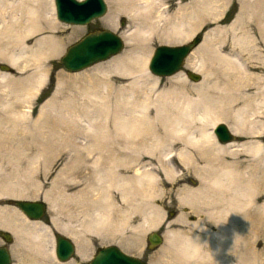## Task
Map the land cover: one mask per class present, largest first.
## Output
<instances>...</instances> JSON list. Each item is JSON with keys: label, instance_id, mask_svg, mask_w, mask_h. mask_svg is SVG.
Here are the masks:
<instances>
[{"label": "bare ground", "instance_id": "bare-ground-1", "mask_svg": "<svg viewBox=\"0 0 264 264\" xmlns=\"http://www.w3.org/2000/svg\"><path fill=\"white\" fill-rule=\"evenodd\" d=\"M162 2H163L162 0H131V1L112 0L111 3H112V5H114L113 12L109 18H105L106 20L104 19L105 25L107 27H109L111 29H115L116 28V20H117L118 16L121 14H125L126 16H128V18L131 21L136 23V26L134 27L133 30H130V31L127 30L121 34V36L124 39V43H126L127 49L123 54H121V55L119 54L120 56L117 55V56L111 57L110 58L111 60L110 59L104 60L103 62L99 63L95 68H93L92 71L90 70L91 72H89L88 74L77 78L78 82H80V83L84 82L83 84H85V88H83L84 85H82V90L84 89V91L82 92L83 93L82 95L80 94L81 95L79 98L80 101H78V103H76V105L79 106L78 108L82 109V112L78 113V112H74L73 110L65 111L66 114L64 115V118L67 120V122L72 121V123H75L74 120L82 121L83 115L84 116H90L91 114L96 113V116L92 117L89 120V123L87 124V126H88L87 128H81L80 132H79V128L78 129L76 128V130H75V133L77 131V133L79 132L78 134L80 136H82V138H81L82 141H80V144H82L81 147L83 149H85L86 154H84L82 157V160H84L83 158H86L87 155H90L91 151L95 148L94 146H96V144H97L96 142L98 139L96 136L99 133V132H97L99 130L94 129L93 127H94L95 122L99 118V116H101L103 114L102 112H107L106 108H108L111 105L110 103L112 101L114 103L113 106L111 105L112 107H115L118 105H120V107H121V105H122V108H119V106H118L116 108L109 109V110H111V115L114 118L113 123H112V125H114V129H113L114 130L113 134L115 137L114 139L117 138L116 140L113 141L112 144L116 145L115 147L119 151L122 150V153H121L122 155H119L120 157L119 156H117V157H119V158L122 157L121 163H123L125 168L127 167L126 169H128V168L131 169V171L133 173V174H127V175L125 174L124 176H116L117 175L116 174L117 172H116L115 177L112 178L113 174L111 176H109L110 174L108 176L107 175L104 176L105 174L98 172V173H96L97 177L92 178V179H94V178L96 179L97 188H94L91 186H87L85 188H79L82 185V181H85L87 184V183H89L91 177H77V176H72V175L68 176L67 175V176H59L55 179V181H53L54 182V188L56 189V191H54V192L57 193V195H55V196L56 197L58 196V200H59L58 203H59L60 208L62 206V205H60V203H61L63 205H66V207H67V205L73 206V208L75 210L74 214L71 213L73 215H69L73 218V221H72V219H70V220L68 219L69 221L66 224L60 225L61 227H59V224H57V227L64 234L67 233L69 236H71L73 238V240L75 239L78 241H82L80 243H83L84 241H85L84 243L88 242L89 239L86 237L87 234H92V235L94 234V235L98 236L102 242H106V241L111 242L114 239L113 236L110 237V233H112L111 231L114 230L113 227L115 225L119 224L118 225L120 227L119 229H121V228H122L121 230L125 229L126 227L125 228H123V227L125 226V224H128V221L130 220L129 219V217H130L129 212L131 209L136 210L138 213V216L140 218V223L137 226H132L134 229L137 228L138 231L139 230L142 231L143 229H145V232H146V229L148 231L149 228H152V226L154 225L153 218L154 219L157 218L160 220L164 217L161 213L163 210L160 212L159 209L155 208L154 205H152V203H151L153 198L157 195L156 191H158L161 188V187H159V182H157L158 181V174H160V173L152 167L145 168V166H140L138 164V161L142 157V155H147L148 157L152 158V160H156L157 162L159 161L162 164L161 165L162 166L161 171L164 174L165 179L174 180L173 178L175 177L174 173L176 174V170L174 168L166 165V163L163 162L162 157H165V159L171 158L173 153H175V149L173 148V146L179 142L184 144L182 146L184 148H181L179 150V153H178V160L180 159V163L182 162L184 164V166L185 165L187 167L189 166L193 171L192 174L194 175V173H195V175H197V177H198L197 180L200 179L201 183H202V181H204V179L205 180L207 178L209 179L208 176H210L211 179H209L210 180L209 182H212L213 186L216 187V189H217L216 192L218 191L221 193V196H218L219 194H217V193H216L217 196H212L211 195L212 193H208L209 191L205 192V190L209 187L208 185H207L208 186L207 188L205 187L206 189L202 188L203 185L204 186L206 185L203 183H202L203 184L202 186L200 184L197 188L185 185V187H183L182 190L179 191L180 193H179L178 198H179L180 202H182V203L183 202H186V203L187 202H189V203L195 202L196 203L198 201L204 202V204H205L204 209H206L205 215L206 214L212 215L214 217V220H212L211 224L218 226V229L221 230V233L223 232L225 234H227L226 230L229 226L233 227L234 225H237V223L246 222V217L248 218L247 223L251 224V221L249 218L250 215H252L251 213H254L255 211L259 210V208L261 209L262 207L264 209V204L261 206H257L254 203V202H257V200L261 196H257L254 194L255 198H254V200H252L253 197L251 195L253 193L252 194L250 193V192H253V191H251L252 188H254L253 190L255 192H257L256 190H258V192L260 191V193L262 191H264V163H263L264 162L263 161V159H264V147L261 144V142L260 143L257 142L258 144H256V145L254 144V146H253V144H250V142H249V144H248V142L247 143H240V144L234 143V142H237V140L233 141V142L225 143V144H222V143L218 144L217 142L215 143V141H218L217 137H215V135L212 133V129L219 122L220 119H222L224 117H227V118L229 117V115H227V113H229V112L231 115L229 118L232 119V123H229V124H230V128L233 130L234 134H236V135L237 134H244V136H245V134L250 133V132L253 133V131H255L253 128L257 125L256 124L257 122L255 123V121L254 122L250 121V116H252V114H250V112L252 113V107H251V109L249 108V106H251V105H249L246 100H245L246 102H244L243 106L238 108L239 110L233 109V110H228V112H227V111H225V109H223V108H225L224 102H226L228 104L231 103L230 106L232 107L234 102H236L237 100H239V98H241L240 96H238V97L235 96L236 98L232 96L233 91L235 89L237 90L236 85L238 84L239 81L237 80L236 83H235V81H230V79L232 77L231 75H233L234 77L238 76L237 79H239V77L242 74V73L240 75L237 74L238 67L240 68L243 66V64L241 63L242 61L240 62V60H239L240 57L237 56V58H235V56L231 57L232 55L229 56V55H225V54H223L224 56L222 54L220 56L219 55L217 56L218 57L217 60L218 61L221 60L224 63L222 68L225 70L224 71L222 70V71L224 73V79L225 78L226 79L224 82H222L223 85H225V83L227 84V83L231 82L230 86H227V85H229V84H227L226 87L220 88L221 94H222L221 99L223 98L221 102L219 100V102H217L215 104L212 100L207 99V96H206L207 89H208L210 83L212 82V81L210 82V80H213L214 75L216 73L213 74V71L210 72L211 70L209 71L208 68H205L206 67L205 63L207 64L208 61H205V58H204L205 52L204 51L202 52V49H201V57L197 60V62L191 61V62H189L188 66H187L188 68H190V70H192L196 73H202V76H204V80H203V82H201V84L199 83V84L193 85L191 88V90L196 94L195 98L190 96V94H189L190 90L181 87L182 85H184V82L187 79V78H185L184 74H180V75L175 74L173 76H170L169 78L173 79V80H171L170 87L166 91L156 93L155 94L156 96L154 98H151L152 93L158 84L157 83L158 78L155 79V78L151 77L152 75L148 72L149 70H147L148 67L146 66V59L143 58L141 51L145 48V45L153 37H157L161 42H165L166 44L170 43L169 45H171V43L182 44L181 42H184L185 40L187 41V39L191 35L193 36V33H195L194 31H195L196 27H198L199 20L201 18V14H203L202 13L203 6H201L200 9H195V10L191 11V13L188 12L187 10H183L177 14L174 13V15H166V11H165V8H163L164 5L162 4ZM249 3H250V1H249ZM38 7L41 8L40 6H38ZM35 9L26 7V9L23 12L25 16L15 18V21L11 24L5 23L6 20L2 21V19H1L2 14L0 15V20H1L0 21V35H5V36H3V39H4V37L8 36L9 38H7V39L9 41H11L10 37L12 35L8 34V32H7L8 30L9 31H16L17 35L18 34L22 35L21 38L19 37L18 40L16 39L17 41H16V44H14V45H12V44L8 45L7 42H6V45L3 43L0 44V48H1L0 51L5 52L4 56H7L8 60L11 62L10 65L17 67L16 65L19 62L18 60L20 58V55H17V53H15V51L12 48L15 45L17 48H19L23 51L26 50L27 53L30 52V54H28V55L33 57V59H35V58L39 59V63H38L39 65L38 64L36 65V67H35L36 71L34 72L33 76L28 78L27 80H25V82L23 81L18 86H14L13 83L11 81H9V79L7 78L6 75L1 76L0 87H2L1 90L4 91L2 93V96L5 98L6 103L1 106L3 113L0 114V200H1V198H4V197H20V196L24 197V198H26V197H31V198L33 197L34 198L36 196V194L33 191H35V189L40 186V182L37 179L38 178L37 169H39L38 166H40L42 164L46 165L45 160H43V159H46L48 161L46 156L44 158V152L46 153L45 150L47 147L46 144H44V146L46 145L45 148H44V146H41V147H43L42 149H45L44 152L41 149V152L43 153V155L40 153H37L36 151L33 153V150H34V146L37 147V144H41V142L44 141L42 135H43V133H47V132H45L44 127H46L45 125H47V122H48L47 120H49V119H47V117L50 116V113L53 110L43 112L41 114L40 118H38L36 120L32 119L31 116H21V117L19 116L18 118H15V117L11 116L8 112L10 110V108L12 107L13 101H17V100L19 101L22 99L26 100L28 98L31 99L32 97H35L36 94H38L39 89L41 88V86L44 85L46 77H47V76H45V68H42V66H43L42 60H44L46 57L55 55L59 51V48H61V45L64 41L61 38H52L51 37L48 39H42V40L36 41L35 45L33 47H28L24 43L23 36L25 38H28V37H30L28 35L33 33V32H34V34H37V33H35V31H38L41 29V28L39 29V26L42 27L41 23L39 24L40 21L38 22V20L42 16V14H41L42 12H38L39 10L36 11ZM175 14H176V16H175ZM38 16H40V17H38ZM43 18H41V19H43ZM54 18H55V16H54V12H53L51 15L50 21L48 20L51 23L52 27L54 25H56V21ZM3 19H5V18H3ZM261 23H262V21H261ZM201 24H202V22H201ZM258 24L260 25L259 22H258ZM199 26H200V24H199ZM260 26H262V25H260ZM145 27H148L149 33H147V31H144L143 28H145ZM263 27H264V24H263ZM263 27H262V29H264ZM55 28H57V27H55ZM197 29H199V27ZM26 36H28V37H26ZM14 38H12V40ZM141 44H144V45L142 46ZM204 46H203V48L206 49V47H204ZM209 47H211V46H209ZM242 50H244V49H242ZM219 52H222V51H219ZM202 53H204V54L202 55ZM208 55L209 54H207V56ZM22 59H24V58H22ZM209 62L211 64L213 63L212 60L211 61L209 60ZM222 62H220V63H222ZM208 65H209V63H208ZM244 67H246V66H244ZM215 68H216V66H215ZM245 69L243 70V72L245 71ZM205 71H207V73ZM246 73H248V72L246 71ZM243 74L245 75V73H243ZM248 74L251 75L252 73H248ZM244 75L242 77H244ZM73 77H75V76H73ZM247 78H250V77H247ZM93 79H94V82L96 80H98L97 84L99 83L100 87L97 86L98 88H96V86L95 87L92 86L91 81H93ZM124 80H128V82L126 81L127 83L125 82V84L124 83L120 84ZM70 81H71V79H70ZM115 83H118V85H116ZM214 83L217 84L218 82H214ZM60 84H61V82H60ZM215 87H219V86L216 85ZM239 88H240V86H239ZM80 91H81V89H80ZM141 91H142L141 96L143 95V97H142L143 101L142 102H144V103L139 105V103L136 101L137 100L136 96ZM60 96H62V95H60ZM131 100L134 102L135 108L132 107L133 109H130V108L124 109L123 104L125 102L130 104ZM54 106H56V105L54 104ZM54 106H52L50 109H52ZM59 106L60 105L56 106L57 110L58 109L60 110ZM129 106H127V107H129ZM51 114H53V113H51ZM103 115L105 116V114H103ZM107 115H108V113H107ZM107 115H106V118H107ZM50 121H52V120H49V124H52ZM97 127H98V125H97ZM47 130H49V129H47ZM207 130H208V132H207ZM49 132H51V131L49 130ZM70 132L73 134L74 130H72ZM53 133H54V131H53ZM56 133H57V131H56ZM260 133H262V131ZM48 134H50V133H48ZM58 134H59V132H58ZM250 135L251 134H249L248 136H250ZM37 136H39V137H37ZM54 136H56V135H54ZM56 137L58 138V136H56ZM49 138H50V136H49ZM54 139L50 140V141H47V140L46 141L50 144V142L54 141ZM210 143H211V145H210ZM112 144H110V145H112ZM203 144H205V145H203ZM209 145H210L212 150L210 149ZM189 146L195 148L194 150H196V149L201 150V148L203 146H206V147L208 146L209 147L208 151L209 150L212 151L211 154L209 152L210 157L208 156V160H206L205 163L202 162L203 165L201 167H200V164L198 165V163L195 162V159H197V158H196V156L194 158V156L192 154L193 152H191V150L189 149ZM234 147H236L238 149V151H239V149L240 150L244 149L243 151L246 155L252 153V154L256 155V157H257V155H259L260 158L256 159L254 157L255 159L254 160L251 159L252 161L249 159H247V160L239 159L238 160L237 158H235L236 160L234 159L232 161H227V159L225 160V158L223 157L224 155H229V156L234 155V152H233L235 150ZM228 148H229V150H228ZM230 148H233V149H230ZM37 149H38V147H37ZM76 149L78 150V148H76ZM90 149H91V151H90ZM205 149H207V148H205ZM39 150H40V148H39ZM73 150H75V148H73ZM204 151H206V150H204ZM111 152L112 151L110 148V150H108V155H110ZM112 154H114V153H112ZM201 154H204V153L199 152L200 156L197 154L199 158L200 157L202 158L206 155V154H204V155H201ZM48 155H50V154H48ZM262 155H263V158H262ZM100 156H97V158L95 159L96 160L95 163H98L97 161H100V159L98 160V157H100ZM70 157H72V156H70ZM75 157H77V156H75ZM206 157L207 156H205L204 158H206ZM233 157H235V156H233ZM100 158H103V157L101 156ZM107 158L106 159L104 158V160H107ZM114 158L115 157H113V159ZM113 159H111V160H113ZM118 161H119V159H118ZM151 163L149 165H151ZM119 165L121 166L120 163H119ZM243 165L245 166L244 167L245 170L242 169ZM70 166H73V168L75 167L74 165H70ZM70 166H68L69 168L68 167L67 168L69 170L70 169L73 170V168L72 167L70 168ZM71 172H72V174H77V171L76 172L71 171ZM64 174H62V175H64ZM252 176L253 177L255 176L254 181L252 179L253 178ZM194 177H196V176H194ZM204 182H207V181H204ZM212 183H211V185H212ZM213 186H211V188H213ZM33 187H35V189L32 191L33 194L32 193H29V194L24 193L23 194L22 193L23 190L21 191V195H20V193L18 194L17 192H15L16 188H19V189L20 188H22V189L27 188V189L31 190L30 188H33ZM112 188H114L113 190L118 192L119 200L124 204V208H122L123 207L122 205H121L122 207H118V208H116L117 206L114 205L115 204L114 203L115 197L113 196ZM211 188L209 187V189H211ZM14 189H15V191H14ZM213 192H214V190H213ZM38 193H40V192H38ZM51 194H50V196H51ZM216 194H213V195H216ZM256 194H258V193H256ZM45 197L47 198L46 192H45ZM49 198L50 197H48V199ZM159 198H160V196H159ZM216 198H218L217 199L218 201H216ZM54 200L55 199H53V201ZM57 201H54V202L57 203ZM212 201H214V202H212ZM48 202H49V200H48ZM186 203H185V205H186ZM189 203H187V204H189ZM56 206H57V204H56ZM118 206H119V204H118ZM200 206H201V204H200ZM200 206H198V207H200ZM128 208H130V209H128ZM193 208H194V205H193ZM9 210L12 211V209H9ZM60 210H62V209H59L58 211H60ZM136 211H134L135 215H136ZM14 212L11 214V213H9L8 208L0 207V220H4L7 223L9 222V224H11L13 226L17 225V226L21 227V230H22L21 232L23 233V241L20 239V242L22 241V243L24 245L27 243V246L29 243L32 244L31 246L34 247V250H35V248L40 249L44 245L43 244L44 235L46 234V233L44 234L45 229H46L45 226L42 225L41 222H38V221H29L28 219L26 220V217L24 218V216H20V218H19L16 215V212L15 213ZM263 212H261V213H263ZM97 213H99V215H97ZM18 214H20V213H18ZM121 217H123V220H120ZM262 217L263 216H260V219ZM186 218H188V217H185V215L180 214L178 217V221H181V223L185 222V221L187 222ZM210 218H211V216H210ZM238 218L241 221H239ZM256 218H258V216H256ZM159 220L156 221L157 224H159L158 223ZM176 220H177V218H176ZM121 222H122V224H120ZM161 222H162V220H161ZM161 222H160V224H161ZM259 223L261 225V222H259ZM55 224H56V222H55ZM157 224H155V225L157 226ZM6 226H8V224ZM247 226H245V227L247 228ZM192 227H194L193 224H192ZM117 229H118V227H117ZM202 230H204V229H202ZM202 230H201V232H203ZM242 230H241V234L244 231V230L243 231ZM204 231H206V228ZM143 232H144V230H143ZM217 232H219V231H217ZM231 232L229 234L232 235L233 233H231ZM24 233H25V235H24ZM205 233H207V232H205ZM221 233H220L219 239L222 240V242H223L225 237H223V235ZM19 234H20V230L18 231L17 236ZM184 234H182V236L179 235L180 237H182L180 240V243L185 242V241H190V238H191L194 243H196L200 246V244H201L200 238L184 237ZM229 234H227V235H229ZM237 234H238V232H237ZM250 235L252 236V234H250ZM171 236H175V234H172ZM171 236L169 235V238H168L169 242H172ZM214 236L215 235H213L212 238H214ZM254 236H255V234H254ZM136 237H134V239ZM178 237H175V238H178ZM210 237L211 236H209V239L211 240L212 238H210ZM165 238L167 239V237H165ZM137 239H140V237ZM204 239L202 238V240H204ZM227 239L230 240L231 238L229 239V237H228L225 239V241ZM250 239H252V238H250ZM211 241H213V239ZM216 242H217V244H219L218 241H216ZM137 243L138 244H137L136 250L137 249L139 250L141 248V247H139L140 246L139 240H137ZM220 243H221V241H220ZM231 243H233V242H231ZM202 245L203 244H201V246ZM208 245H209V242H208ZM229 245H231V244H229ZM31 246H29L30 249L32 248ZM86 246H87V244H85L82 248L80 247L81 249L80 248H78L79 250L77 249L78 255L81 258H83L87 254L86 251L88 250V247L90 245L88 247H86ZM220 247H222V246H220ZM209 248H208V250H209ZM211 248H212V246H211ZM213 248H214V250H216V247H213ZM229 248H227V249H229ZM236 248L237 247H235V249ZM205 249H206V246H205ZM249 249H250V247H249ZM178 250L181 253L180 257L183 258L182 260H185L184 261L185 264H186V261H189L190 262L189 264H191V262H195L197 259H202L204 262H207L208 257H206V255L210 253V252L209 253L205 252L203 249H201V247H199V250L196 253L195 258L189 260L180 251V246H179ZM221 250H223V248ZM43 251H44V248H43ZM27 252H28V249H27ZM27 252H25V253H27ZM37 252H36V254H37ZM225 252H226V250H225ZM31 254H33V252ZM39 254L42 256V252ZM73 254H75V253H73ZM175 255H177V254H175ZM220 255H219V257H220ZM25 256H27V255H25ZM221 256H223V255H221ZM72 257H73V255H72ZM180 257L178 255V259ZM219 257L213 258V254H212V258L214 260L212 262H210V261L209 262L211 264H232L231 261H229L228 259H225L226 258L225 256H224L225 258L224 257L219 258ZM31 258L33 259L32 256H31ZM51 258H52V252H51ZM53 258H55V257H53ZM212 258L210 257V259H212ZM158 260L159 259H157L156 261L158 262ZM202 260H199V261H202ZM40 261H41V259H40ZM165 261H161V262L165 263ZM203 261H202V263H203ZM66 262H68V261H66ZM184 262H181V263L183 264ZM209 262H207V263H209ZM33 263L36 264V262H33ZM40 263L45 264L42 261ZM159 264H160V262H159ZM179 264H180V262H179Z\"/></svg>", "mask_w": 264, "mask_h": 264}, {"label": "rangeland", "instance_id": "rangeland-1", "mask_svg": "<svg viewBox=\"0 0 264 264\" xmlns=\"http://www.w3.org/2000/svg\"><path fill=\"white\" fill-rule=\"evenodd\" d=\"M125 1H131V0H125ZM162 1H163L162 4L164 5L163 8H165V11H166V15H174V13L177 14L183 10H187L188 12L191 13V11H193L195 9H200V7L203 6V8H202L203 14H201V18L199 20L200 26L198 24L199 29H197L198 27H196V29L194 31L195 33H193V36L191 35L187 39V41L185 40L186 42H189L194 36H200L201 42L187 56V58L185 59L183 69L176 73L177 75L184 74L185 78H187L184 82V85H182L181 87L190 90L189 94L191 97H193V98L196 97V94L191 90V88L193 85H196L199 83L201 84V82H203V80H204V76H202V73H199L201 75V80L196 82V81H193L192 79H190L186 75V71L190 70V68L187 67L189 62H191V61L197 62V60L201 57V49H202V52L203 51L205 52V54L202 53V55L204 54L205 55L204 56L205 61H208L207 64L205 63V65H206L205 68H208L209 71L211 70L210 72L213 71V74L216 73L214 75L215 79L213 78V80H210V82L211 81L212 82L210 83V85L207 89V94H206L207 99L212 100L215 104L217 102H219V100L221 102L223 98L221 99L222 94H221L220 88L226 87L227 84H229L227 86H230L231 82H229L227 84L225 83V85H223L222 82H224L226 79V78L224 79V73H223V71L225 69L222 68L224 63L221 60L218 61L217 56L218 55L220 56L221 54L222 55L225 54V55H229V56L232 55L231 57L235 56V58H237V56L240 57V59L239 58L238 59L240 60V62L242 61L241 63L243 64V66L240 68L238 67L239 65L237 66L238 67L237 74H239V75L241 73L242 74L239 77V79H237L238 76L234 77L233 75H231L232 77H231L230 81H235V83L237 82V80L239 81L238 84L236 85L237 90L236 89L234 91L232 90L233 94H234V95L232 94V96L233 97L240 96L241 98H239V100L234 102V104L232 103L233 104L232 107L230 106L231 103L228 104V103L224 102L225 108H223V109H225V111H227V112H228V110H233V109L237 110L239 107L243 106L244 102L247 101V103L249 105H251V106H249V108L251 109V107H252V113L250 112V114H252L253 117L250 116V121L251 122L255 121V123L257 122L256 123L257 125L253 128L255 130V131H253V133L252 132L247 133V134H245V136H244V134H237V142H234V143L240 144V143H247L248 142V144H249V142H250V144H253V146H254V144L256 145V144L261 142V144L264 147V106H263L264 105V29H262L263 24H264V0H162ZM249 1H250V3H249ZM111 2H112V0H106L107 12L104 16H102L100 18L93 19L91 22H89L86 25H70V24H65L63 22H60L56 18L53 0H23V1L22 0H0V12H1L0 15L2 14L1 19H2V21L6 20L5 23H8V24L13 23L15 21V18L25 16L23 12L26 9V7L27 8L28 7L34 8V9L36 8L35 9L36 11L39 10L38 12H42L41 14L44 18L42 16H41V18H43L44 20L41 18L38 20V22L40 21L39 24L41 23V26H42V27L39 26V29L41 28L40 29L41 31L40 30L35 31V33H37V34H34V32L31 33L32 35L29 34L28 36H30V37L26 36L28 38H25L23 36V39H24L23 41L28 47H33L35 45L36 41H39L42 39H48L51 37L52 38H61L64 40L62 45H61V48H59V51L55 55L46 57L44 60H42L43 61L42 62V65H43L42 68H45V76H47V77H46L44 85L41 86V88L39 89L38 94H36V96L32 97L31 99L28 98L26 100L22 99L19 101L18 100L13 101L12 107L8 111L9 114L15 118H18L19 116L20 117L21 116H31L32 119L36 120V119L40 118V116L43 112L53 110V111H51V113H53V114L50 113V116L47 117V119L52 120V121H50L52 124H49V120H47L48 126L45 125L46 127H44L45 132H47V133H43V135H42L44 141L41 142V144H37L38 149L36 146H34V150H33V153L36 151L37 153H40L43 155V153L41 152V149L43 147H41V146H44V144L47 145L46 150L42 149V151L43 152H44V150L46 151V153L44 152V158L46 156L48 161L46 159H43V160H45L46 165L44 164L45 165L44 166L42 164V165L38 166L39 169H37V175H38L37 179L40 182V186H39L40 188L37 187L35 189V187H33V188H30L31 190H29L27 188H24V189L16 188V191L14 189V191L17 192L18 194L20 193V195H21V191L23 190L22 191L23 194L24 193L25 194H29V193L33 194V192H35L36 196L34 198L32 197L33 199L31 197L24 198V197L20 196V197H4V198H1V200H0V207L8 208V211L11 214L15 211L16 215L19 218H20V216H24V214H22L18 210V208L11 206L10 202L7 203V200L9 198L43 200V201H45V203L47 205V209H46V212L43 215V217L40 220H36L38 222H41V224L44 225L46 228L45 232H44V234L46 233L45 234L46 236L44 235V241H43L44 245L42 244L43 246L40 249L35 248V250H34V247L31 246L32 244L29 243L27 246V243L25 245L22 243L23 233L21 232L22 231L21 227H19L17 225L13 226V225L9 224V222L7 223L4 220H0V229L7 230L8 232H10L12 235V238L14 239V244L11 247L12 253H13L12 264H34L33 262H36V264H41L40 263L41 261L45 264H64V263L65 264H87L88 260L91 258V256L96 251V249L99 248L100 246H105V245H116L119 248H121L124 252H126L130 255H133V256H137V257L141 258L142 260L148 262L149 264H159V262H160V264H165V263L166 264L167 263L168 264H179V262H180V264H182L181 262H184L185 260H182L183 258L180 257L181 253L179 252L178 248L181 244L180 240L182 237H180V236H182V234H184V233H185L184 237H196V238L201 239L200 242H201V244H203L202 245L203 247L200 244L201 249H203L205 252H208V253L210 252L209 254L206 255V257H208L207 262H209V261L212 262L214 260L213 258H215V257L218 258L219 255L221 254L223 256L220 255V257L225 256L226 258L225 257L224 258L231 261L232 264H264V218H263L264 217V212H263L264 209H263V207L261 209L259 208L260 211L257 210L254 213H251L252 215H250L249 218H250L251 224L253 226L251 224L247 223V221H248L247 217H246V222L237 223V225H234L233 227L229 226L230 228L227 226L228 227L227 228L228 231L226 230L227 234H229L231 231H232L231 233H233L232 235L229 234L230 235L229 236L223 232L221 233V230L218 229V226L211 224L212 220H214V217L212 215H208V214L205 215L206 209H204V205H205L204 202H201V201H198L196 203L195 202H193V203L187 202V203H189V204H187L186 202L182 203L179 201V198H178L179 193H180L179 191H181L182 188L185 187V185L197 188L200 184H201V186L203 184H206L205 186L204 185L202 186V188H204V189H206L208 186L210 188H211V186H213V183L209 182L210 181L209 179H211L210 176H208L209 179L206 177L207 178L206 180L203 178L204 181H207V182L202 181V183H203L202 184L200 179L197 180V178H198L197 175H195V173H194V175L192 174L193 171L189 166L187 167L186 165L184 166V164L182 162H181L182 164L180 163V159L178 160V153H179V150L181 148H184V147H182L184 144H182L180 142L176 143L173 146V148L175 149V153H173L171 158L165 159V157H162L163 162L166 163V165H168L169 167H172L176 170V174L174 173V175H175V177L173 178L174 180L165 179V176L161 171L162 170L161 169L162 164L159 161L157 162L156 160H152V158L148 157L147 155H142V157L138 161V164L140 166H145V168L152 167L160 173V174H158V181L157 182H159V187H161V188L158 191H156V194H157L155 196L156 198L154 197L153 200L151 201V203H152V205H154L155 208L159 209L160 212L163 210L161 213L164 217L162 216L163 218L160 220L157 218L156 219L153 218L154 225L152 226V228H149L148 231H147V229H146V232H145V229H143L144 232H143V230L138 231L137 228L134 229L132 227V226H137L140 223V218L138 216V213L134 209H131L129 212L131 218L129 217L130 220L128 221V224H125V226L123 227V228L126 227L125 229H123V230H121L122 228L119 229L120 228L118 226L119 224L115 225L116 227L115 226L113 227L114 230L112 229L113 231H111L112 233H110V237L113 236L114 239L111 242L110 241L102 242L98 236H96L94 234L93 235L87 234L86 237L89 239L88 242L84 243L85 242L84 241L83 243H80L82 241H78L75 239L73 240V238L71 236H69L67 233L64 234L57 227V224H59V227H61L60 225L66 224L70 219H72V221H73V218L69 215H73L74 211H75L73 206L69 205L70 206L69 207L67 205V207H66V205H63L61 203H60V205H62V206L60 208L59 203H58L59 202L58 196L57 197L55 196V195H57V193L54 192V191H56V189L54 188V182H53V181H55V179L57 177L67 176V175L68 176L72 175V176H77V177H91L89 183H87V184L85 181H82V185L79 188H85L87 186L97 188L96 179L95 178L92 179V178L97 177L96 173H98V172L105 174L104 176H106V175L108 176L109 174H110L109 176H111L113 174L112 178H114L116 174H117L116 176H124L125 174L126 175L127 174H133L131 169H129V168L126 169L127 167L125 168L123 163H121L122 157L119 158L120 157L119 155H122L121 154L122 150L119 151L115 147L116 145L112 144L113 141L116 140L117 138L114 139L115 138L114 134H113L114 125H112L114 118L111 115V110H109V109L116 108L118 106H119V108H122V105H121V107H120V105L112 107L114 105V103L112 101L110 103L112 106L109 104L110 106L108 108H106L107 112H102L103 114H105V116L103 114L101 116H99V118L97 119L98 122L96 121L94 124V127H93L94 129L99 130V131H97L99 133L96 136L98 140L96 142L97 143L96 146H94L95 150L94 149L92 150L94 153L90 149L91 154L87 155L86 158H83L84 160H82V157L86 153H85V149H83L81 147L82 144H80V141H82V139H81L82 136H80L78 133L81 131V128H87L88 127L87 124L89 123V120L92 117L96 116V113L91 114L90 116H84L83 115L82 121L74 120L75 123H72V121L67 122V120L64 118V115L66 114L65 111H67V110H73L74 112H78V113L82 112V109L78 108L79 106H77L76 103H78V101H80L79 98L83 94L82 92L84 91V89L82 90V85H84L83 88H85V84H83L84 82H82V81H81L82 83L78 82L77 78L88 74L99 63L103 62V61L98 62V63H96L90 67H87V68L81 70V71L67 72L66 70H64L62 68V65L60 63V57L65 52L67 46H69L70 44H72L75 41H77L78 39H80L84 34L90 32V31H93L95 29H110V30L115 31L116 33L122 34L124 31L133 30L134 27L136 26V23L131 21L128 18V16H126L125 14H121L118 16V18L116 20V28H115L116 30L107 27L105 25V20H106L105 18H109L111 16V14L113 12V8H114V5H112ZM38 6H40L41 8H39ZM52 11L54 12V16H55L54 19L56 21V25H54V26L57 28H55L54 26L52 27L51 23L49 22L51 15L53 13ZM176 14H175V16H176ZM2 17L5 19H3ZM38 17H40V16H38ZM46 20L47 21L49 20L48 21L49 23ZM122 20L124 21V25H121ZM261 21H262V23H261ZM201 22H202V24H201ZM258 22L262 26H260L258 24ZM143 29H144V31H147V33H149L148 27H145ZM7 32L9 35H12L10 37L11 41H9L7 39V38H9L8 36L4 37V39H3V36H5V35H0V44L3 43L6 45V42H7L8 45L9 44L14 45V44H16V41L19 39V37L20 38L22 37V35H20V34L17 35L16 31H9L8 30ZM12 38H14V39L12 40ZM184 42H181V43H184ZM159 44H166V43L161 42L157 37H153L145 45V48L141 51L143 58L146 59V66L148 64L149 58H150L155 46H157ZM167 44L169 45L170 43H167ZM179 44L180 43H171V45H179ZM203 44L204 45L206 44V45L204 46ZM141 45L143 46L144 44H141ZM203 46L206 47V49L203 48ZM209 46H211V47H209ZM12 48L15 51V53H17V55H20V58L18 60L19 62L16 65L17 67L10 65L11 62L8 60L7 56H4L5 52L0 51V53H1L0 54V65L5 64V65L10 67L9 71H4L0 68V80H1L2 75H6L7 78L9 79V81H11L14 86H18L23 81L25 82V80H27L28 78L33 76L34 72L36 71L35 67L39 63V59H36V58H35L36 60L33 59V57L28 55V54H30V52L27 53L26 50L23 51V50L17 48L16 45ZM126 49H127V46H126V43H124L123 49L117 55L120 56L121 54H123L126 51ZM242 49H244V50H242ZM219 51H222V52H219ZM207 54H209V55L207 56ZM117 55H115V56H117ZM112 57H114V56H112ZM22 58H24V59H22ZM209 60L210 61L212 60L213 63L211 64L209 62ZM220 62H222V63H220ZM208 63H209V65H208ZM215 66H216V68H215ZM244 66H246V67H244ZM244 69H245V71L243 72ZM147 70H148V68H147ZM246 71L248 73H252V74L249 75L248 73H246ZM148 72L152 75L151 76L152 78H155V79L158 78L157 79L158 84H157L156 88L154 89L151 98H154L156 96L155 95L156 93L166 91L171 85V80H173L172 78H169V77L175 75V74H173L170 76H156V75L152 74L150 71H148ZM205 72L207 73V71H205ZM243 73H245V75ZM243 75H244V77H242ZM73 76H75V77H73ZM247 77H250V78H247ZM70 79H71V81H70ZM126 81L128 82V80H124L120 84H123V83L125 84ZM60 82H61V84H60ZM97 82H98V80H96L94 82V79H93V81H91L92 86H94V87L96 86V88H98L97 86H99L100 84L99 83L97 84ZM214 82H218V83L216 84ZM115 84L118 85V83H115ZM216 85L219 87H215ZM239 86H240V88H239ZM1 89H2V87H0V114L3 113L1 106L6 103L5 98L2 96V93L4 91H2ZM80 89H81V91H80ZM141 93H142V91L140 93H138L136 96V99H137L136 101L139 103V105L144 103V102H142L143 101L142 100L143 95L141 96ZM60 95H62L63 97ZM130 102H131L130 103L131 105L128 104L127 102H125L123 104V108L124 109L125 108H127V109L128 108H130V109L135 108L134 102L132 100ZM54 104L56 106L60 105L59 106L60 110L59 109L57 110L56 106H54ZM52 106H54V107L52 109H50ZM127 106H129V107H127ZM54 112L55 113L57 112V113L55 114ZM107 113H108V115H107ZM106 115H107V118H106ZM227 115H229V117H230L231 116L230 112L227 113ZM229 117L228 118L224 117V118L220 119L219 122H224V123L226 122L227 125L230 126L229 123H232V119ZM97 125H98V127H97ZM76 128L77 129L79 128L78 133H77V131L75 133ZM47 129H49L52 133L49 132V130H47ZM52 130L54 131V133ZM72 130H74L73 134L70 132ZM56 131H57V133H56ZM261 131H262V133H260ZM58 132H59V134H58ZM207 132H208V130H207ZM48 133H50V134H48ZM53 134L58 136V138L56 136H54ZM249 134H251V135L248 136ZM49 136H50V138H49ZM37 137H39V136H37ZM53 139H54V141H51L52 143L50 142V144H49L47 142V141H50ZM216 142L219 144L218 141H215V143ZM110 144H112V145H110ZM203 145H205V144H203ZM210 145H211V143H210ZM210 145H209V147H210ZM45 146H44V148H45ZM190 147L191 146H189V149L191 150V152H193L192 154H193L194 158H195V156L197 158V159H195V162L198 163V165L200 164V167H201L203 165V163H205L206 160H208V156L210 157V154L212 152L211 147H210L211 150H209V151H208V148H209L208 146L207 147L203 146L202 147L203 149L201 148V150L200 149L194 150L195 148H193V147L190 148ZM39 148H40V150H39ZM73 148H75V150H73ZM76 148H78V150ZM110 148H111L112 152L110 155H108V150H110ZM205 148H207V149H205ZM230 149H233V148H230ZM234 149L235 150L234 151L232 150V151L234 152L233 156H235V157L229 156V155H224L223 157L225 158V160L227 159V161H232L235 158H237L238 160L239 159H244V160H247V159L251 160L252 159V160H254L255 158L256 159L260 158L259 155H257V157H256V155H254L252 153H250V154L247 153L248 155H246L243 151L244 149L243 150L239 149V151L236 147H234ZM204 150H206V151H204ZM228 150H229V148H228ZM195 152L198 155H199V152H202V153L206 154L205 156H207V157L204 158L205 157L204 156L202 158L201 157L199 158ZM209 152H210V154H209ZM112 153H114V154H112ZM48 154H50V155H48ZM99 154L103 158H100L101 156ZM204 154H201V155H204ZM74 155L77 157H75ZM70 156H72V157H70ZM97 156H100V157H98V160L100 159V161H97L98 163H95L96 162L95 159L97 158ZM117 156H119V157H117ZM113 157H115L114 158L115 160L113 159ZM104 158L105 159L107 158V160H104ZM262 158H263V155H262ZM111 159H113V160H111ZM118 159L120 162L118 161ZM263 161H264V159H263ZM118 162L121 164V166L119 165ZM150 163H151V165H149ZM70 165H74L75 169L73 168V166H70ZM244 165L242 166L243 170H245L244 167L246 166V165L245 166ZM68 166H70V168L72 167L73 170H71V169L69 170ZM71 171H74V172L77 171V174H72ZM62 174H64V175H62ZM194 176H196V177H194ZM254 178H255V176L252 178L253 181H254ZM211 183H212V185H211ZM209 187L207 188L208 190L207 189L205 190V192L209 191L208 193H212L211 194L212 196H217V194H219L218 196H221L220 192H218V191L216 192L217 189L215 186H213V188H211V189H209ZM34 189H35V191H33ZM113 189L114 188H112V190ZM253 189L254 188H252V190H251L253 192H250L251 194L253 193L251 195L253 197L252 200H254L255 195L261 196L257 200V202H254L255 205H257V206L263 205L264 204V191H262L260 193V191L258 192V190H256L257 192H255ZM213 190H214V192H213ZM37 191L40 193H38ZM45 192H46L47 198L45 197ZM112 192H113V196L115 197L114 198V203H115L114 205L117 206L116 208L122 207V206H123L122 208H124V204L119 200L118 192L115 190H113ZM256 193H258V194L260 193V194L258 195ZM50 194H51V196H50ZM213 194H216V195H213ZM159 196H160V198H159ZM48 197H50L51 199L50 198L48 199ZM218 198H216V201H218L217 200ZM47 199L49 200V202ZM53 199H55L54 201L58 200L57 203L54 202ZM214 201H212V202H214ZM185 203H186V205H185ZM199 203L201 204V206ZM56 204H57V206H56ZM118 204H119V206H118ZM193 205H194V208H193ZM198 206H200V207H198ZM9 209H12V211ZM59 209H62V210L58 211ZM128 209H130V208H128ZM134 211H136V215H135ZM261 212H263V213H261ZM18 213H20V214H18ZM71 213H73V214H71ZM131 213L132 214L134 213L133 214L134 216ZM180 214H183V215H185V217H188V218H186L187 222L185 221V222L181 223V221H178V217ZM259 215L263 216V217L260 219ZM210 216L212 219L210 218ZM256 216H258L259 219L256 218ZM24 218H25V216H24ZM176 218H177V220H176ZM26 220H27V218H26ZM120 220H123V217H121ZM157 220H159V222H158L159 224H157V222H156ZM161 220H162V222H161ZM238 220L241 221L239 218H238ZM193 221H200L202 223V224L200 223L201 227H199V229H195L194 227H192ZM55 222H56V224H55ZM160 222H161V224H160ZM259 222H261V225ZM7 224H8V226H6ZM120 224H122V222ZM155 224H157V226ZM244 225L247 226V228ZM117 227H118V229H117ZM205 228H206V231H204ZM200 229L201 230L204 229V230H202L203 232H201ZM19 230H20V234L17 236ZM241 230L243 231L242 234H241ZM217 231H219V232H217ZM236 231L238 232V234ZM56 232L64 234L65 236H68L69 238H71L74 243L76 242L75 243L76 252H75V254H73V257L70 260H68V262H60L56 258H53V257H55V255H54V241L53 240H54V233H56ZM151 232L161 233L162 238H163L162 243L159 246H155L154 248H149L148 242H147V235ZM205 232H207V233H205ZM220 233L223 235V237H225V239L228 237H229V239L230 238L231 239L230 240L227 239L226 241L224 239L223 240L224 243H223L222 240L219 239ZM172 234H175V236H171ZM250 234H252V236ZM254 234H255V236H254ZM24 235H25V233H24ZM169 235L172 238V242L168 241ZM213 235H215L214 238H212ZM133 236L136 238L134 239ZM209 236H211L210 238H212L213 241H211L212 239L211 240L209 239ZM139 237H140V239H137ZM165 237H167V239ZM175 237H178V238H175ZM202 238L203 239L205 238V239L202 240ZM250 238H252V239H250ZM20 239L22 240L21 242H20ZM137 240H139V242H140V246H139V247H141L139 249L140 251L138 249H137L138 251L136 250V247L138 244ZM216 241H218L219 244H217ZM220 241H221V243H220ZM208 242H209V245H208ZM231 242H233V243H231ZM4 243H5L4 240L0 238V245L4 244ZM85 244H87L86 247H88L89 245L90 246L88 247V250L86 251L87 254L85 253L86 255L83 258H81L78 255L77 251L79 250L78 248H80V247L82 248ZM229 244H231V245L233 244V245L231 246ZM210 245L212 246V248ZM29 246H31L32 248L30 249ZM205 246H206V249H205ZM220 246H222V247H220ZM207 247L208 248L210 247L209 250ZM213 247H216V250H214ZM235 247H237V248L235 249ZM249 247H250V249H249ZM43 248H44L45 252L43 251ZM222 248H223V250H221ZM227 248H229V249H227ZM27 249H28V252H27ZM225 250H226V252H225ZM25 252H27V253H25ZM32 252H33V254H31ZM36 252H37V254H36ZM41 252H42V256L39 254ZM51 252H52V258H51ZM29 254L33 257V259L31 258V256ZM175 254H177V255H175ZM212 254H213V258H212ZM25 255H27V256H25ZM178 255L181 259L180 258L178 259ZM210 257L212 259H210ZM39 258L41 259V261ZM157 259H159L158 262L156 261ZM199 260H202V259H197L195 262H191V264H211L210 262L207 263V262H204L203 260H202L203 261V263H202V261H199ZM161 261H165V263L161 262ZM187 263L189 264L190 262L186 261V264ZM183 264H185V262Z\"/></svg>", "mask_w": 264, "mask_h": 264}, {"label": "water", "instance_id": "water-1", "mask_svg": "<svg viewBox=\"0 0 264 264\" xmlns=\"http://www.w3.org/2000/svg\"><path fill=\"white\" fill-rule=\"evenodd\" d=\"M56 18L65 24L86 25L93 19L104 16L107 12L106 0H53ZM124 25V21H121ZM201 42L200 36H194L189 42L179 45L159 44L155 46L147 67L156 76H170L181 71L185 59ZM124 46L120 33L110 29H95L84 34L80 39L67 46L60 57L62 68L67 72L81 71L98 62L117 55ZM0 68L9 71L10 67L1 64ZM186 75L193 81H200L201 75L187 70ZM219 143L225 144L237 140V135L224 122L217 123L212 129ZM7 202L17 207L29 220H40L46 211L43 200L9 199ZM0 237L5 243L12 240L7 230L0 229ZM163 241L161 233L147 235L149 248L159 246ZM75 253V244L71 238L59 232L54 233V255L60 262H66ZM0 264H11L10 251L0 246ZM87 264H149L137 256L124 252L116 245L100 246L93 253Z\"/></svg>", "mask_w": 264, "mask_h": 264}, {"label": "clouds", "instance_id": "clouds-1", "mask_svg": "<svg viewBox=\"0 0 264 264\" xmlns=\"http://www.w3.org/2000/svg\"><path fill=\"white\" fill-rule=\"evenodd\" d=\"M97 215H99V213H97ZM200 223H201L200 221L192 222L195 229H199ZM199 247L201 246L194 243L193 240L190 238V241H185L180 244V251L182 252V254L186 256L187 259L190 260L195 258V255L198 252Z\"/></svg>", "mask_w": 264, "mask_h": 264}, {"label": "flooded vegetation", "instance_id": "flooded-vegetation-1", "mask_svg": "<svg viewBox=\"0 0 264 264\" xmlns=\"http://www.w3.org/2000/svg\"><path fill=\"white\" fill-rule=\"evenodd\" d=\"M9 199H13V198H9ZM15 199V198H14ZM11 206H13V207H15L13 204H10ZM30 221H34V220H30ZM1 239H2V237H0ZM14 244V239L12 238V240H11V242H9V243H4V244H1L0 246H6L8 249H9V251H10V255H11V260H12V255H13V253H12V245ZM75 251H76V248H75ZM11 263H12V261H11Z\"/></svg>", "mask_w": 264, "mask_h": 264}]
</instances>
